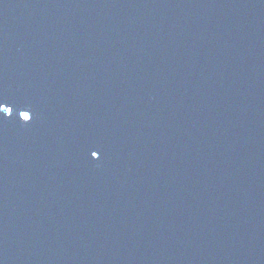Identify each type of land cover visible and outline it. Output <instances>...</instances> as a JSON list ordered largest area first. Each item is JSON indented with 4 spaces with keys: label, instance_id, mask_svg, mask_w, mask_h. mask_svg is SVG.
Masks as SVG:
<instances>
[{
    "label": "water",
    "instance_id": "obj_1",
    "mask_svg": "<svg viewBox=\"0 0 264 264\" xmlns=\"http://www.w3.org/2000/svg\"><path fill=\"white\" fill-rule=\"evenodd\" d=\"M0 264H264V0H0Z\"/></svg>",
    "mask_w": 264,
    "mask_h": 264
},
{
    "label": "snow or ice",
    "instance_id": "obj_2",
    "mask_svg": "<svg viewBox=\"0 0 264 264\" xmlns=\"http://www.w3.org/2000/svg\"><path fill=\"white\" fill-rule=\"evenodd\" d=\"M8 111L10 112L11 109H8ZM91 155H92L93 157H96V156H97V152H96V151H93V152L91 153Z\"/></svg>",
    "mask_w": 264,
    "mask_h": 264
}]
</instances>
